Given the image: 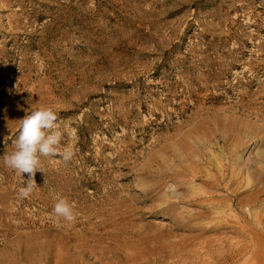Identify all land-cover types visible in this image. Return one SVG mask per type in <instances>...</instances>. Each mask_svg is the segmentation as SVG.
<instances>
[{
	"label": "rangeland",
	"instance_id": "rangeland-1",
	"mask_svg": "<svg viewBox=\"0 0 264 264\" xmlns=\"http://www.w3.org/2000/svg\"><path fill=\"white\" fill-rule=\"evenodd\" d=\"M48 106L75 154L42 158L25 199L0 159V264L258 258L225 259L220 244L237 235L216 224L262 186L264 0H0V157L26 114ZM226 168L239 188L213 191L235 206L193 202L211 192L204 173ZM60 198L77 219L57 227ZM259 206L250 222L264 225Z\"/></svg>",
	"mask_w": 264,
	"mask_h": 264
},
{
	"label": "clouds",
	"instance_id": "clouds-1",
	"mask_svg": "<svg viewBox=\"0 0 264 264\" xmlns=\"http://www.w3.org/2000/svg\"><path fill=\"white\" fill-rule=\"evenodd\" d=\"M21 121L14 141V150L10 154L5 151L0 159L3 160L5 167L20 177L22 187L19 188L18 196L25 199L38 187L35 181L36 173L39 171L45 174L42 158L59 157L64 163H68L75 153L72 146L61 149L63 133L60 130L58 114L52 107L35 109L26 114ZM53 215L57 227L62 226L61 221L74 223L77 219L74 205L64 198L58 199L55 203Z\"/></svg>",
	"mask_w": 264,
	"mask_h": 264
},
{
	"label": "bare ground",
	"instance_id": "bare-ground-1",
	"mask_svg": "<svg viewBox=\"0 0 264 264\" xmlns=\"http://www.w3.org/2000/svg\"><path fill=\"white\" fill-rule=\"evenodd\" d=\"M220 162L221 161L218 160L217 164ZM200 172L201 171L199 168H194L191 169L190 172L188 171L187 173H190L192 176H198ZM204 174L208 179L207 187L211 190V192H205V190L201 191L200 194H196L193 197V202H198L207 197L203 204L208 203V208H212L214 206L222 207L228 210L232 209L235 206L234 201H232L231 199H225L223 196L222 200V198H219V196L213 190L221 189L220 186L222 185V183H225V181L229 179L228 183L225 184L224 189L227 193V191L231 188L229 193H227L228 196H231V194L235 193L237 191L236 189L239 188V184L234 183L233 179H238V177L240 176V172H231L229 169L226 168L221 171L219 175L218 173H215L214 175H211L210 173L208 175L206 173ZM257 177H259L258 182H262V186L256 189L252 195L243 197L242 199H239L236 203V205L239 204L241 206L239 208V213L242 216H220L218 220L219 223L216 224L217 227H219L220 225H225L235 228V234L237 235V242L235 243L221 242L220 245L225 249V251L223 252V256L225 259L230 260L242 254L257 253L258 258L254 261L250 260L248 264H264V225L261 222V215L256 217L257 219L254 220L256 225L250 222L256 216L254 211H250V206L252 204H256L260 205L259 210L264 208V199L260 200V197L264 194V175L257 174ZM245 186L248 187L253 185L252 182L245 181ZM232 188L234 189L232 190ZM248 190H250V188H248ZM241 192L245 193V190H242ZM241 192L238 191L237 194H241ZM211 197L213 198L211 199ZM205 213L206 212H204V214ZM212 214H215V212ZM199 217L201 218V216Z\"/></svg>",
	"mask_w": 264,
	"mask_h": 264
}]
</instances>
